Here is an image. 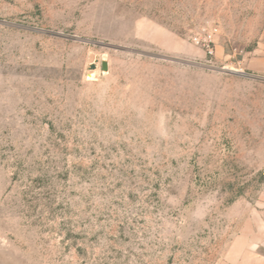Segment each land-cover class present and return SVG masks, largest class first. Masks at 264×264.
Returning <instances> with one entry per match:
<instances>
[{
	"label": "rangeland",
	"instance_id": "obj_1",
	"mask_svg": "<svg viewBox=\"0 0 264 264\" xmlns=\"http://www.w3.org/2000/svg\"><path fill=\"white\" fill-rule=\"evenodd\" d=\"M0 264H264V0H0Z\"/></svg>",
	"mask_w": 264,
	"mask_h": 264
},
{
	"label": "water",
	"instance_id": "obj_2",
	"mask_svg": "<svg viewBox=\"0 0 264 264\" xmlns=\"http://www.w3.org/2000/svg\"><path fill=\"white\" fill-rule=\"evenodd\" d=\"M102 69L103 70H106L107 69V65L106 64H103Z\"/></svg>",
	"mask_w": 264,
	"mask_h": 264
},
{
	"label": "built area",
	"instance_id": "obj_3",
	"mask_svg": "<svg viewBox=\"0 0 264 264\" xmlns=\"http://www.w3.org/2000/svg\"><path fill=\"white\" fill-rule=\"evenodd\" d=\"M206 42H207V45H206V46L204 45V46H205L206 48H208V44L211 43V41L208 40V41H206ZM208 51H209V50H208Z\"/></svg>",
	"mask_w": 264,
	"mask_h": 264
}]
</instances>
